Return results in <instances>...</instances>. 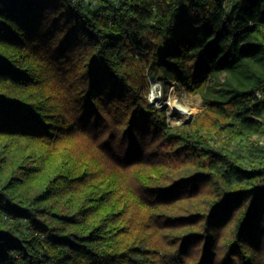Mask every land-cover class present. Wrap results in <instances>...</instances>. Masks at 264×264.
<instances>
[{
    "label": "trees",
    "instance_id": "obj_1",
    "mask_svg": "<svg viewBox=\"0 0 264 264\" xmlns=\"http://www.w3.org/2000/svg\"><path fill=\"white\" fill-rule=\"evenodd\" d=\"M262 136L264 0H0V264H264Z\"/></svg>",
    "mask_w": 264,
    "mask_h": 264
},
{
    "label": "rangeland",
    "instance_id": "obj_2",
    "mask_svg": "<svg viewBox=\"0 0 264 264\" xmlns=\"http://www.w3.org/2000/svg\"><path fill=\"white\" fill-rule=\"evenodd\" d=\"M153 84L156 85V89L160 91V99L156 102H151L155 107H164L166 113V122L169 125H176L179 123L185 124L188 119L193 120V118L200 112L202 104L201 98L198 94H192L187 92L184 88H179L178 86L167 85L165 86L161 81L153 80L150 82L148 92L146 94V99L149 101L150 97L154 94L151 92ZM180 104L189 108L192 112L190 114H185L180 111L179 108L172 107L173 104ZM258 142L261 145L258 152L264 153V136L258 138ZM250 145H234V148L240 153L242 160L246 162L248 160L247 150L250 148ZM222 247L218 246L217 252L218 255L222 254Z\"/></svg>",
    "mask_w": 264,
    "mask_h": 264
},
{
    "label": "built area",
    "instance_id": "obj_3",
    "mask_svg": "<svg viewBox=\"0 0 264 264\" xmlns=\"http://www.w3.org/2000/svg\"><path fill=\"white\" fill-rule=\"evenodd\" d=\"M156 88H157L156 85L153 84V87L151 88V92H153L154 94L152 95V97H150V99H149L150 102L149 103H151L153 101L154 102L159 101V99H160V95H159L160 94V91L157 90Z\"/></svg>",
    "mask_w": 264,
    "mask_h": 264
},
{
    "label": "bare ground",
    "instance_id": "obj_4",
    "mask_svg": "<svg viewBox=\"0 0 264 264\" xmlns=\"http://www.w3.org/2000/svg\"><path fill=\"white\" fill-rule=\"evenodd\" d=\"M172 107H176V108H179L180 109V111H182L183 113H185V114H190L192 111L189 109V108H187V107H185V106H182V105H180V104H173L172 105Z\"/></svg>",
    "mask_w": 264,
    "mask_h": 264
},
{
    "label": "water",
    "instance_id": "obj_5",
    "mask_svg": "<svg viewBox=\"0 0 264 264\" xmlns=\"http://www.w3.org/2000/svg\"><path fill=\"white\" fill-rule=\"evenodd\" d=\"M190 120H191V117H190V119H188V120L186 121V123H189V122H190Z\"/></svg>",
    "mask_w": 264,
    "mask_h": 264
}]
</instances>
